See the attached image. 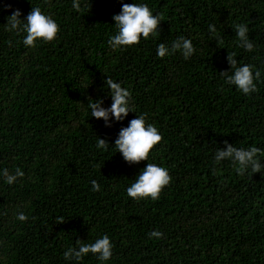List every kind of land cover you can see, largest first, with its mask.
Wrapping results in <instances>:
<instances>
[{
	"label": "trees",
	"instance_id": "16d2710c",
	"mask_svg": "<svg viewBox=\"0 0 264 264\" xmlns=\"http://www.w3.org/2000/svg\"><path fill=\"white\" fill-rule=\"evenodd\" d=\"M122 2L160 14L159 35L113 50L121 0H92L89 13L73 0H0V264H264V170L241 176L231 161L214 160L224 141L264 150V0ZM37 6L60 31L28 47L25 32L5 30L7 17L19 9L24 20ZM238 23L248 25L252 51L238 46ZM180 36L195 48L189 59L157 56L159 43L170 48ZM228 54L261 72L257 92L225 83ZM106 78L131 91L134 111L122 121L110 115L111 127L87 107L89 97L111 106ZM141 113L163 139L148 161L130 164L114 144ZM147 163L167 168L172 181L158 200L132 199L126 189ZM5 168L24 176L8 185ZM154 230L162 238H150ZM104 234L108 261L64 259L78 240Z\"/></svg>",
	"mask_w": 264,
	"mask_h": 264
},
{
	"label": "clouds",
	"instance_id": "9594fccd",
	"mask_svg": "<svg viewBox=\"0 0 264 264\" xmlns=\"http://www.w3.org/2000/svg\"><path fill=\"white\" fill-rule=\"evenodd\" d=\"M72 7L77 12L87 9L88 13L92 8V0H85L84 8L81 7L80 0H73ZM22 13L19 9L13 10L12 14L7 17L5 30L17 34L25 32L23 44L28 47H35L37 41L51 42L54 41L60 31V26L51 15L42 12L40 7H32L24 20L20 19ZM112 20L117 29V33L109 38V45L113 50L117 48L131 47L140 43L141 38L148 39L150 36H158L160 33L159 25L163 21L160 14H153L152 10L145 3H123L121 0V9L119 14L113 15ZM209 31L215 33L216 27L209 25ZM249 27L247 24H236L235 34L238 37V46L246 51H252L254 44L249 39ZM179 51L185 60L189 59L195 52L192 41L180 36L172 42L171 47L165 43H159L157 46V56L164 58ZM230 69L233 71L220 72L225 78L227 85H234L244 95L257 92L256 81L261 78V72L255 70L251 64L238 66L235 54L227 56ZM104 83L107 84L111 92L112 103L109 108L101 107L103 99L97 98L95 101L88 98L87 107L91 110V116L97 120L103 119L107 127H111L107 122L109 116L116 121H122L129 112L133 111L132 93L129 89L121 86V83L114 82L111 78H106ZM148 114L141 113L131 119L127 127L121 128L118 138L115 140L116 152L122 154L125 161L130 164H139L141 161H148L150 152L158 145L163 136L159 129L149 123ZM225 149H217L214 160L220 163L229 160L235 167L238 175H245L248 170L251 173H261L264 170V163L261 157H264V150L252 146L249 148H237L227 141H224ZM96 147L106 151L109 148L107 140L98 138ZM2 175L8 185L16 182L17 178H23L24 172L20 168L15 169L14 174H10L7 168L3 169ZM172 181L169 170L155 163H147L140 170L135 181L126 189L127 195L136 200L150 198L155 201L160 198L162 190ZM92 190L99 191V184L93 180ZM19 221H27L28 217L23 212H19L16 217ZM163 234L154 230L150 233V238L160 239ZM77 247H69L64 252L65 260L81 261L87 254L97 255L101 262L108 261L112 257L113 244L107 234L95 240L93 243H83L77 241Z\"/></svg>",
	"mask_w": 264,
	"mask_h": 264
}]
</instances>
